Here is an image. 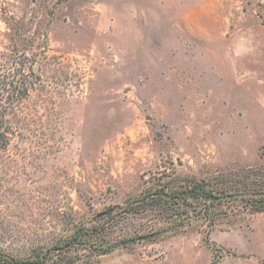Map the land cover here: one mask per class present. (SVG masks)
Instances as JSON below:
<instances>
[{
	"label": "rangeland",
	"instance_id": "1",
	"mask_svg": "<svg viewBox=\"0 0 264 264\" xmlns=\"http://www.w3.org/2000/svg\"><path fill=\"white\" fill-rule=\"evenodd\" d=\"M15 71L30 82L0 149L6 252L100 226L157 185L264 169V0H0V89ZM245 204L211 227L185 210L176 232L123 214L92 263L264 264V211Z\"/></svg>",
	"mask_w": 264,
	"mask_h": 264
},
{
	"label": "trees",
	"instance_id": "2",
	"mask_svg": "<svg viewBox=\"0 0 264 264\" xmlns=\"http://www.w3.org/2000/svg\"><path fill=\"white\" fill-rule=\"evenodd\" d=\"M7 74L0 89V149L8 144L7 133L4 130L8 111L20 98L28 94V83L30 82L24 73L15 71V73ZM258 169L246 167V179L243 180L230 179L229 175L226 176L223 172L218 174L216 179H192L190 184L186 183V185L167 187L164 183L161 186L148 188L144 194L128 202L126 207H122V211L115 213L114 208L101 211L97 215L99 217H96L104 219L100 226L73 224L69 232L57 238L52 244L36 246L25 255H17L0 249V264H78L80 260H83L84 264H94L91 260L93 256L107 254L114 250L111 229L119 216L130 212L141 213L142 210L144 212L148 210L161 214V218L170 222L165 230L176 232L185 218L183 221H178L175 220V216L179 213L183 214L188 209L194 210L192 215L194 219H202L210 227L214 226L222 216L224 212L222 206L226 202L243 200L246 203L244 209L248 208L251 212L264 211V169ZM247 192L253 195L225 198L227 195ZM148 236L151 235L139 237L126 235L123 238V244L127 245ZM206 242L209 243V240L206 239ZM83 249L89 250V254L85 257H81L82 255L78 253ZM228 253L231 252L228 251ZM218 262L219 260L214 261L215 264Z\"/></svg>",
	"mask_w": 264,
	"mask_h": 264
},
{
	"label": "water",
	"instance_id": "3",
	"mask_svg": "<svg viewBox=\"0 0 264 264\" xmlns=\"http://www.w3.org/2000/svg\"><path fill=\"white\" fill-rule=\"evenodd\" d=\"M253 195V193H237V194H231V195H227L225 196V198H231V197H242V196H250Z\"/></svg>",
	"mask_w": 264,
	"mask_h": 264
}]
</instances>
